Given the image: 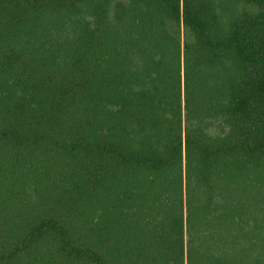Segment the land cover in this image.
<instances>
[{"label":"trees","instance_id":"obj_1","mask_svg":"<svg viewBox=\"0 0 264 264\" xmlns=\"http://www.w3.org/2000/svg\"><path fill=\"white\" fill-rule=\"evenodd\" d=\"M0 264H264V0H0Z\"/></svg>","mask_w":264,"mask_h":264}]
</instances>
